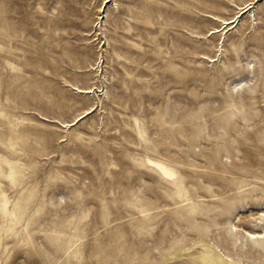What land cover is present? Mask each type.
<instances>
[{"label": "rangeland", "instance_id": "374dc122", "mask_svg": "<svg viewBox=\"0 0 264 264\" xmlns=\"http://www.w3.org/2000/svg\"><path fill=\"white\" fill-rule=\"evenodd\" d=\"M262 211L264 0H0V264H264Z\"/></svg>", "mask_w": 264, "mask_h": 264}, {"label": "bare ground", "instance_id": "6f19581e", "mask_svg": "<svg viewBox=\"0 0 264 264\" xmlns=\"http://www.w3.org/2000/svg\"><path fill=\"white\" fill-rule=\"evenodd\" d=\"M240 10H243V7L241 6H237ZM216 20H220L222 21L223 24H226L224 26V29L227 28V25L229 23H235L237 18L234 19H230L229 21L224 20V19H219L218 17H213ZM99 24V23H98ZM97 24V25H98ZM241 84H243L242 86H244L246 84V82L243 81H239V82H235L231 85V88L233 90H239L242 88ZM75 89L77 90V92L79 94H84L87 95L89 93H92V90L90 88H80V87H75ZM92 111H94V106H90L89 108H87L86 110H84L82 113H80L79 115H77L70 123H60L58 121H56L57 123H59V125H61V127L67 126V124H75L76 122H78L80 119H82L84 116H86L87 114L91 113ZM145 162L148 166H151L152 168H154L159 174H161L163 177L165 178H169V179H173L176 176V172L171 169L170 167H168L167 165H165L164 163L154 160L150 157H147L145 159ZM260 221L264 224V211L261 212L260 215ZM232 227L234 228L233 230H237V227L235 226V224L232 225ZM244 234L246 235L247 239H251L252 241H258V240H264V226L262 227V230L257 232V231H253V230H247L242 228L241 229Z\"/></svg>", "mask_w": 264, "mask_h": 264}]
</instances>
